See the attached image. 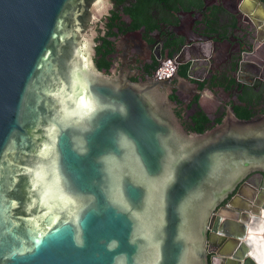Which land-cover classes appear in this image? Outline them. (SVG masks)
Returning <instances> with one entry per match:
<instances>
[{
    "label": "water",
    "instance_id": "1",
    "mask_svg": "<svg viewBox=\"0 0 264 264\" xmlns=\"http://www.w3.org/2000/svg\"><path fill=\"white\" fill-rule=\"evenodd\" d=\"M255 172L264 0H0V264H264Z\"/></svg>",
    "mask_w": 264,
    "mask_h": 264
},
{
    "label": "flooded vegetation",
    "instance_id": "2",
    "mask_svg": "<svg viewBox=\"0 0 264 264\" xmlns=\"http://www.w3.org/2000/svg\"><path fill=\"white\" fill-rule=\"evenodd\" d=\"M153 79L156 80L155 77H153ZM233 197L237 198L236 201L233 202L234 208L237 209V214L226 210L230 201L223 207H219L214 214H216V216L219 215L221 218L225 217L226 219L228 218L235 222H239L240 224H243L250 218L252 219L253 214H264V174L259 172L248 174L239 185ZM215 240L218 244H221L220 238H216ZM231 247L232 243L226 242L218 248L215 246L211 248H215L218 255L221 256L229 254L231 252ZM209 255L213 254L211 253ZM213 256H210V262L212 264H220L221 261Z\"/></svg>",
    "mask_w": 264,
    "mask_h": 264
},
{
    "label": "built area",
    "instance_id": "3",
    "mask_svg": "<svg viewBox=\"0 0 264 264\" xmlns=\"http://www.w3.org/2000/svg\"><path fill=\"white\" fill-rule=\"evenodd\" d=\"M160 67L161 68L158 69L154 74V77L156 79L163 80L164 78L168 79L172 76L174 72V66L171 65V62L169 60H167L165 63L162 62L160 64Z\"/></svg>",
    "mask_w": 264,
    "mask_h": 264
}]
</instances>
